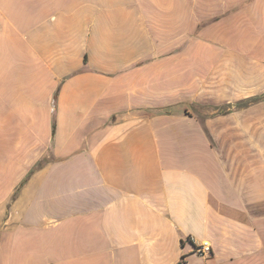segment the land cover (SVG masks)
I'll return each mask as SVG.
<instances>
[{
	"label": "crops",
	"instance_id": "0c3cea01",
	"mask_svg": "<svg viewBox=\"0 0 264 264\" xmlns=\"http://www.w3.org/2000/svg\"><path fill=\"white\" fill-rule=\"evenodd\" d=\"M0 264H264V0H0Z\"/></svg>",
	"mask_w": 264,
	"mask_h": 264
},
{
	"label": "built area",
	"instance_id": "2783aa9c",
	"mask_svg": "<svg viewBox=\"0 0 264 264\" xmlns=\"http://www.w3.org/2000/svg\"><path fill=\"white\" fill-rule=\"evenodd\" d=\"M194 243L195 251L202 256H210L212 254V246L209 240L197 241L195 238L190 237Z\"/></svg>",
	"mask_w": 264,
	"mask_h": 264
},
{
	"label": "rangeland",
	"instance_id": "374dc122",
	"mask_svg": "<svg viewBox=\"0 0 264 264\" xmlns=\"http://www.w3.org/2000/svg\"><path fill=\"white\" fill-rule=\"evenodd\" d=\"M263 100L262 96H256L246 102L243 103V105H256V104H261Z\"/></svg>",
	"mask_w": 264,
	"mask_h": 264
}]
</instances>
